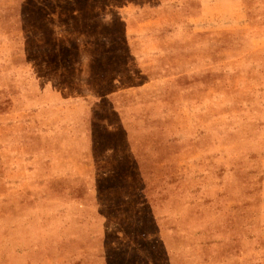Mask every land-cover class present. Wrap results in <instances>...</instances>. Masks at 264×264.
I'll list each match as a JSON object with an SVG mask.
<instances>
[{"label":"rangeland","instance_id":"374dc122","mask_svg":"<svg viewBox=\"0 0 264 264\" xmlns=\"http://www.w3.org/2000/svg\"><path fill=\"white\" fill-rule=\"evenodd\" d=\"M0 264H264V0H0Z\"/></svg>","mask_w":264,"mask_h":264}]
</instances>
